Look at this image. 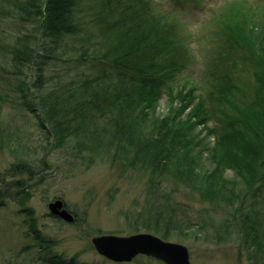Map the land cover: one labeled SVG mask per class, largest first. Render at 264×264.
Returning <instances> with one entry per match:
<instances>
[{
  "label": "trees",
  "instance_id": "16d2710c",
  "mask_svg": "<svg viewBox=\"0 0 264 264\" xmlns=\"http://www.w3.org/2000/svg\"><path fill=\"white\" fill-rule=\"evenodd\" d=\"M171 2L170 12L153 0H0V19L33 25L0 44V149L23 153L0 183L32 173L21 128L3 121L4 107L18 105L47 132L45 153L69 149L81 163L148 174L149 199L126 215L137 233L175 241L208 230L209 240L235 242L252 264H264V0L223 7L207 74L189 90L177 85L195 61L194 35L177 10L194 2ZM166 91L175 106L160 117ZM200 126L216 139L209 171L199 168ZM13 185L25 193L22 181ZM183 190L201 210L177 200ZM20 212L33 241L25 250H36L40 264H89L55 253L33 210Z\"/></svg>",
  "mask_w": 264,
  "mask_h": 264
},
{
  "label": "rangeland",
  "instance_id": "374dc122",
  "mask_svg": "<svg viewBox=\"0 0 264 264\" xmlns=\"http://www.w3.org/2000/svg\"><path fill=\"white\" fill-rule=\"evenodd\" d=\"M153 1L161 10L172 11L171 0ZM234 1L236 0H200L197 3L193 0L194 4L178 7L177 11H181L178 18L184 21L186 28L194 35L191 49L195 57V61L179 78V89L188 84L189 90L195 85L193 83L202 81L207 74L210 62L208 57L217 47V43L212 40L217 35L214 28L215 18L221 16L224 6ZM89 12L91 11L88 14ZM32 26L28 23L22 28L16 20L0 19V44L13 42L16 36L28 32ZM3 63L0 55V64ZM65 66V63L52 66L50 76L59 75L58 70ZM56 79H52V84ZM171 100L166 91L158 108V116L165 117L170 114L171 108L175 106ZM3 121L14 132H17L16 128H21L19 138L25 140L31 156L32 173L30 176L23 173L9 177L6 180L8 184L0 183L1 191H6L16 181H22L25 187V193H21V189L13 185L8 188L7 193L1 192L0 195V264H40L36 250H25V246L32 245L33 241L25 237L27 226L24 222L25 213L20 212L22 209L33 210L38 228L54 241L52 250L65 258L77 256L79 262L89 264H164L146 256H139L130 263H114L99 255L91 242L92 237L97 235L137 234L135 221L132 218L127 219L126 215L142 209L149 199L148 174L135 170L123 172L119 166L115 167L101 160L93 164L81 163L69 149L56 148L45 153L46 150L41 145L43 141L46 142L47 132L38 126L35 115L18 105L4 107ZM216 125L215 122H210V127ZM207 134L203 126L195 131L196 139L201 144L197 150L201 163L199 168L205 171L213 168L210 156L216 142L214 136L210 138ZM11 145L14 146L15 143ZM22 155L23 153L15 154L9 149H0V174L5 173ZM227 176L230 179L235 178L232 171ZM56 199L65 202L66 209L76 215L78 223H69L51 214L49 205ZM177 200L194 207L193 209L201 210L198 199L188 191L183 190ZM196 231V228L188 231L186 236H179L173 241L188 248L191 264H252L242 254L244 252L237 243L217 244L209 240L211 236H208V230H204V233ZM138 233L149 232L141 229Z\"/></svg>",
  "mask_w": 264,
  "mask_h": 264
},
{
  "label": "water",
  "instance_id": "95a60500",
  "mask_svg": "<svg viewBox=\"0 0 264 264\" xmlns=\"http://www.w3.org/2000/svg\"><path fill=\"white\" fill-rule=\"evenodd\" d=\"M52 215L72 223L75 219L61 199L50 203ZM91 242L99 255L114 263H130L139 256L159 260L165 264H191L188 248L180 243L163 240L152 233L129 236L97 235Z\"/></svg>",
  "mask_w": 264,
  "mask_h": 264
}]
</instances>
